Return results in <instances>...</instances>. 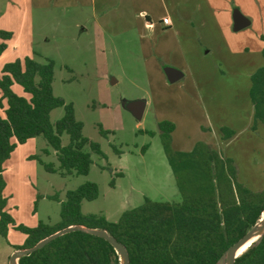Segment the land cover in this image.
<instances>
[{
    "label": "rangeland",
    "instance_id": "obj_1",
    "mask_svg": "<svg viewBox=\"0 0 264 264\" xmlns=\"http://www.w3.org/2000/svg\"><path fill=\"white\" fill-rule=\"evenodd\" d=\"M162 3L151 0L154 24L150 30L143 26L146 18L131 27L127 19L123 23L121 16L112 15L106 24L99 25L101 16H94L89 9L50 7L31 9L28 14L29 8L20 1L0 0V29L15 35L17 48L31 38L28 51L37 62L53 61L54 95L73 105L76 119L83 124V136L100 147V153L93 152L90 145L84 149L93 161L88 175L62 176L56 152L44 137L18 145L2 173L7 211L15 223L31 228L40 222L59 224L61 203L67 194L88 182L98 186L99 195L83 201L82 213L104 216L109 222H117L125 211L141 206L146 199L180 202L159 128L163 122L175 125L173 151L190 152L199 143L207 144L236 162L243 184L254 191L264 189V133L241 131L249 123L247 75H253L264 63V0H244L243 10L251 25L239 32L231 30L226 37L222 33L194 34L199 47L194 51L204 60L201 66L194 65L206 80L198 86L203 104L200 98L185 96L182 81L170 83L162 74L171 63L184 66L180 44L162 21ZM189 44L184 42L187 49ZM187 51L190 54L193 49ZM5 61L3 57L0 65ZM216 64L221 67L219 73L226 76L225 82L214 78L211 69L217 68ZM221 89H230L235 96H215ZM14 90L24 95L19 86ZM137 100L146 103L141 120L127 109L128 103ZM223 101L224 107L216 105ZM63 116V108L54 109L51 123L55 125ZM221 127L241 132L230 142H218ZM69 141L63 134L62 145ZM47 164L57 171H48ZM25 241L26 236L19 231H11L6 238L0 235V264L8 247L22 246Z\"/></svg>",
    "mask_w": 264,
    "mask_h": 264
},
{
    "label": "trees",
    "instance_id": "obj_2",
    "mask_svg": "<svg viewBox=\"0 0 264 264\" xmlns=\"http://www.w3.org/2000/svg\"><path fill=\"white\" fill-rule=\"evenodd\" d=\"M13 33L0 30V57L7 50ZM264 59V49L262 50ZM55 67L51 60L37 62L32 57L6 63L0 70V235L10 230L23 233L26 241L16 250L30 249L41 240L70 226L106 230L122 243L130 264H219L227 249L259 223L264 212V189L251 190L239 179V169L232 158L211 146L199 143L190 152L171 149L175 125L159 124L164 149L176 178L180 202H154L146 199L125 211L117 222L104 216L84 215L83 201L95 200L98 186L88 182L67 194L61 203V221L55 226L40 222L36 227L15 223L7 211L6 181L3 166L18 145L42 136L56 152L62 176L88 175L93 163L84 149L90 145L100 153L98 144L83 136V124L76 119L71 103L54 95ZM19 86L24 95L13 87ZM250 99L254 125L264 126V65L251 76ZM64 109V116L51 123V112ZM103 136L107 133L100 129ZM224 140L235 132L223 127ZM70 138L62 145V135ZM50 172L57 170L45 165ZM58 199V198H54ZM19 264H120L115 249L103 238L81 231L62 235L42 249L19 259ZM235 264H264V235L236 259Z\"/></svg>",
    "mask_w": 264,
    "mask_h": 264
},
{
    "label": "crops",
    "instance_id": "obj_3",
    "mask_svg": "<svg viewBox=\"0 0 264 264\" xmlns=\"http://www.w3.org/2000/svg\"><path fill=\"white\" fill-rule=\"evenodd\" d=\"M20 1L29 12L31 13L32 10H44L46 8H56L61 9L62 11L66 10H74V9H89L90 12L94 14V16H101L100 19H98V24L100 25L102 22L106 24V18L113 16H121L122 22L124 23L126 20V23L129 24V26H138L139 21L143 18H146V20L143 22V26L145 28H148L151 30V26L154 24H151V0H17ZM44 1H48V6L45 7ZM162 6H163V22L164 20L168 19L170 22V25H165L169 33H173V35L176 37L177 42L180 44V48L182 51V60H183V67L175 66L174 64H169L170 67H173L180 71L183 74V77L177 81H182V87L183 92L185 93V96L187 97H197L200 98L201 104H203L202 98L204 97L201 94V91L199 90V83L203 81L206 82L205 78L203 77L202 70H198L194 68V65L201 66V61L199 60V53H196V48H199L197 46V38L195 37V33H203V34H209L210 33H222L225 34V37L227 34H230L231 30L234 32H239L234 30V20L233 15L235 10H238L245 18L250 22L249 26L251 25V21L247 13L243 10L244 9V0H240L238 3H236L235 0H169L168 4L161 0ZM27 10V9H26ZM31 15V14H30ZM213 19L211 25L210 20ZM103 20V21H102ZM129 20V21H128ZM131 20V23H130ZM128 21V22H127ZM143 21V20H142ZM128 26V25H127ZM247 26V27H249ZM154 27V26H153ZM129 28V27H128ZM245 29V28H244ZM0 30H5L1 28ZM22 30V29H21ZM243 30V29H242ZM25 31V30H24ZM241 31V30H240ZM21 33V31H20ZM27 38V37H26ZM202 38H199V41L202 42ZM31 38L27 39L26 42L23 44L22 48H17V38L15 35H13L12 39L7 42V50L3 53V55L0 57V61L3 57L7 59V61L3 62L0 65V70L2 67L9 62H13L17 59H23L25 57H30V51L28 44L30 43ZM190 41V44L188 46V49H193V51L188 53V49L185 47L184 42ZM1 42V40H0ZM10 49H13L11 54H9ZM27 49V50H26ZM194 49H196L194 51ZM199 50V49H198ZM187 51V52H186ZM210 52L207 51L206 54ZM188 53V54H187ZM202 55V52H200ZM198 56V57H197ZM195 61V62H193ZM230 60H228L226 63L228 64ZM203 63V62H202ZM226 63H223L224 65ZM264 65V63H263ZM217 68L211 69L214 73L215 79H221V81H226V76L224 74L222 75L219 73L221 70V67H218V64H216ZM162 74L167 79L164 70H162ZM251 73L247 75V78H249L250 85H248V89H251ZM199 79H201L199 81ZM168 80V79H167ZM169 82V81H168ZM188 83V84H187ZM188 85H191V89H188ZM14 89V87H13ZM232 94L235 96V93H230V89L228 91L223 92V90H219L215 96L218 97H226ZM202 100V101H201ZM251 102V99H250ZM216 104V102H215ZM3 108H0V116L4 117V110L6 109V102L3 101ZM216 105L224 107V101L219 102ZM146 108V106H145ZM145 112V111H144ZM254 125V111H253V105L252 103H249V123L245 124L243 129L241 131H246L250 134H263L264 129L263 125L258 124L256 126V130H253ZM222 128V127H221ZM233 127H231L232 129ZM234 130V129H233ZM241 131H234L235 134L225 141H232L236 138H238V135ZM264 135V134H263ZM217 141L223 140L222 134L216 136ZM6 189V188H5ZM11 231L15 230H10ZM17 250L14 247H8L7 250H5V255L3 258V261L1 264H9L10 257L12 254H14Z\"/></svg>",
    "mask_w": 264,
    "mask_h": 264
},
{
    "label": "water",
    "instance_id": "obj_4",
    "mask_svg": "<svg viewBox=\"0 0 264 264\" xmlns=\"http://www.w3.org/2000/svg\"><path fill=\"white\" fill-rule=\"evenodd\" d=\"M234 20V30L240 31L247 26H249L250 22L241 16L238 10H235L233 15ZM165 75L170 83H175L179 81L183 74L173 67H166L164 68ZM146 103L144 101H133L127 104V109L132 113V115L137 119L141 120L145 111ZM81 231L86 234L94 235L105 239L117 252L120 257V264H130V258L126 247L118 242L114 237L110 236L106 230L101 229H93L87 228L84 226H70L65 229H62L53 235L41 240L37 243L34 247L30 249L24 250H17L12 256L10 257L9 264H19L18 261L20 258L27 256L39 249L45 247L48 243L52 240L65 235L70 232ZM264 235V212L261 217V220L257 225H255L247 234L241 238L237 243L229 247L226 253L222 256L219 264H235L237 258H239L246 249L259 238ZM247 246V248L241 252L243 247Z\"/></svg>",
    "mask_w": 264,
    "mask_h": 264
},
{
    "label": "built area",
    "instance_id": "obj_5",
    "mask_svg": "<svg viewBox=\"0 0 264 264\" xmlns=\"http://www.w3.org/2000/svg\"><path fill=\"white\" fill-rule=\"evenodd\" d=\"M164 24L167 25V26H169L170 25L169 20L168 19L164 20Z\"/></svg>",
    "mask_w": 264,
    "mask_h": 264
},
{
    "label": "bare ground",
    "instance_id": "obj_6",
    "mask_svg": "<svg viewBox=\"0 0 264 264\" xmlns=\"http://www.w3.org/2000/svg\"><path fill=\"white\" fill-rule=\"evenodd\" d=\"M246 248H247V246L243 247V249H241V252H243Z\"/></svg>",
    "mask_w": 264,
    "mask_h": 264
}]
</instances>
